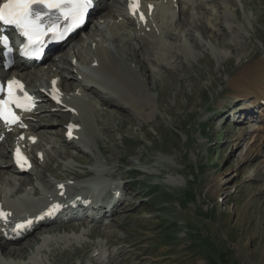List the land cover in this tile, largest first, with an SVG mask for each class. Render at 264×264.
Segmentation results:
<instances>
[{"label":"rangeland","instance_id":"1","mask_svg":"<svg viewBox=\"0 0 264 264\" xmlns=\"http://www.w3.org/2000/svg\"><path fill=\"white\" fill-rule=\"evenodd\" d=\"M177 5L170 14L152 15L156 44L150 43L151 34L123 19L122 0H106L97 25L51 57L64 66L58 70L63 84L74 88L64 94L78 101L80 139L68 143L63 124L69 117L50 113L41 101L46 110L39 105L29 127H40L31 148L43 150L44 158L30 173L7 171L0 177V196L29 177L14 198L36 200L34 185L47 191L57 178L95 168L100 174L90 180L120 182L123 205L105 225L84 224L76 234L59 231L69 233L27 250L25 261L4 259L0 251V264H264V105L258 113L243 105L252 96L233 95L231 85L244 64L264 58V0H179ZM96 49L109 54L132 88H110L103 80L90 81L98 89L85 87L79 72L89 69ZM73 56L78 62L71 69ZM47 78L38 73L28 85ZM101 87L107 93L120 87L117 92H128L129 100L119 99L118 106ZM245 109L253 113L247 116L251 122ZM5 161H10L6 143L0 145V163ZM5 176L13 183L2 180ZM32 237L37 238L5 246L20 250ZM108 254L116 257L107 262Z\"/></svg>","mask_w":264,"mask_h":264},{"label":"snow or ice","instance_id":"2","mask_svg":"<svg viewBox=\"0 0 264 264\" xmlns=\"http://www.w3.org/2000/svg\"><path fill=\"white\" fill-rule=\"evenodd\" d=\"M91 0H5L3 4H0V21L7 25H14L19 30L20 34L25 37L28 43L25 45V50L22 51V55L35 54L43 50V38L49 33L54 38H62L64 32L70 30V28H64L63 31H59L54 25H48L46 27L41 26V14L33 12L32 6L34 4H46L48 8H58L61 10L64 18L71 19L75 26L83 19L84 13L87 10ZM138 0H133L130 5L133 11L138 8ZM143 19V16H141ZM0 44H3L8 51H11L9 47V39L7 36H0ZM55 84V81H53ZM5 91L3 86H0V92ZM18 91H23V85L18 80H10L7 85V98L0 99V118H3L6 122L15 123L19 117L12 111V106L27 107L25 103H22L17 96ZM27 101L31 100V97H27ZM17 163H21L23 158L19 150H17ZM23 166V164H21ZM54 207H59L58 205ZM50 214V213H49ZM6 216V213L0 211V217ZM17 227H23V225H17Z\"/></svg>","mask_w":264,"mask_h":264},{"label":"bare ground","instance_id":"3","mask_svg":"<svg viewBox=\"0 0 264 264\" xmlns=\"http://www.w3.org/2000/svg\"><path fill=\"white\" fill-rule=\"evenodd\" d=\"M171 1V0H170ZM165 3L163 4L162 8L167 10L168 9V0H165L164 1ZM108 5V6H107ZM114 5H111V4H106L105 8H108V7H113ZM179 8V7H178ZM97 10L99 11V5L97 6L96 8V12ZM183 12V10H181ZM146 15V14H145ZM122 16L126 17V19H129V15L127 14L126 10H123L122 11ZM146 24H149L150 23V19L149 17L146 15ZM129 23L131 24V21H129ZM84 30V29H83ZM154 33L151 32V34ZM81 34V33H80ZM79 35V34H78ZM77 35V36H78ZM141 35V34H140ZM137 40H139L140 43H144L145 44V40L147 41L146 38L142 37V36H138L137 38H135ZM147 43V42H146ZM151 43V42H150ZM147 45V44H146ZM145 45V47H146ZM102 47V46H101ZM144 47V48H145ZM109 48V47H108ZM103 49V48H102ZM105 49V48H104ZM107 49V48H106ZM97 50V49H96ZM109 52V51H108ZM57 55H58V52H56ZM55 53V54H56ZM95 58L94 59H91L89 60V62H92V61H97V64L99 67H103L104 70L106 69V79L109 81L110 79L111 80H114L113 81V84L115 85H119L122 86V88L124 87L126 90H128L132 84L130 83L129 85L126 83V81L124 80V78H121V74H120V71L118 69V66L116 64H114L115 62H113V59H111L108 55H107V52H103L101 49L97 50V52H95ZM67 54V53H66ZM68 55V54H67ZM66 55V56H67ZM50 56V55H49ZM52 57V55L50 56ZM64 59V56H60ZM75 57V56H73ZM67 58V57H66ZM72 58V57H71ZM77 59V58H76ZM71 62V61H70ZM71 64L69 63V66ZM15 67H17V69L21 70V69H24L26 67V65L20 61V59H17V62H15L14 64ZM64 67V66H63ZM71 68V66H70ZM143 69V68H142ZM37 71V69H35ZM39 70V69H38ZM48 70V69H47ZM94 70V68H93ZM143 72L147 73L146 69L144 68L142 70ZM238 75L237 76H233V79L231 81V85L233 87V90L235 92V94L233 95H238L240 97H244V96H252L253 99H256V102H259L261 100L264 101V58H260V59H257V60H254L253 62H250L248 64H244L240 71H238ZM33 74L35 75V71L33 70L32 71V77H28L31 81L33 79ZM76 74V73H75ZM74 74H72V77H75L73 76ZM88 77V75L86 76ZM46 80V79H45ZM61 82V80H60ZM60 84V83H59ZM65 84V83H64ZM66 86L68 85V83L65 84ZM64 85V86H65ZM89 88H94V86H92L91 84H88ZM69 86V85H68ZM37 87V86H35ZM117 90L120 88L116 87ZM132 88V87H131ZM33 92H38V89L39 88H31ZM37 89V90H36ZM136 89V87H135ZM114 90V88H113ZM112 90V91H113ZM116 90V89H115ZM114 91L112 93L114 94H111L110 96V100L112 101H115V103H119V99H128L129 96H127L128 92H124V93H120L119 91L117 92ZM137 91V90H136ZM120 94V95H119ZM127 102V101H126ZM253 103H255V100L252 101ZM260 107L258 106L257 110L259 109ZM38 109H41V106L39 107V105L37 106V110ZM263 109V108H262ZM250 109H245L244 111V114L247 115V116H252V111H249ZM260 110V109H259ZM252 113V114H251ZM264 117V111H261L260 112ZM66 115V114H64ZM44 116V115H43ZM41 119H44L42 117H40ZM47 118V116H46ZM63 118H66V117H63ZM39 124V123H38ZM35 126V125H34ZM33 126V127H34ZM37 126V124H36ZM32 133L35 134V132L31 131ZM10 136V135H8ZM261 138V137H260ZM74 139V138H73ZM41 150V149H40ZM2 164H4V166H2ZM0 174L1 172H4L3 174L0 175V177H3V175L7 172V171H12L13 173H16L11 165V162L10 161H5L3 163H0ZM2 169H5V170H2ZM83 175H88V172H85ZM42 177V174L40 175ZM4 178V177H3ZM2 180H6L7 181V178L5 179H2ZM7 182H11L10 179L8 178V181ZM31 182V179L29 177H26V178H23L20 182L21 185H25V184H29ZM2 184V183H1ZM0 184V185H1ZM2 186V185H1ZM34 191H38L37 189H34ZM1 203L3 204V209L5 210H11V207L9 204H7L6 202H3L1 201ZM13 212V211H12ZM14 214V212H13ZM80 225L81 224H77V225H72V224H69V225H62V226H49V227H45L41 230V232H45V233H52L53 231H66L69 230V231H76L80 228ZM32 241L30 243H24L22 244V248L20 250H15V248H11V247H8L5 246L11 242H0V248H1V252H2V255L3 256H7V255H10V256H14V257H18L19 259H26L27 258V250L31 249V244H33L34 242H39L38 239L36 237H32ZM15 242V241H14ZM10 246V245H9ZM17 251V252H16Z\"/></svg>","mask_w":264,"mask_h":264}]
</instances>
